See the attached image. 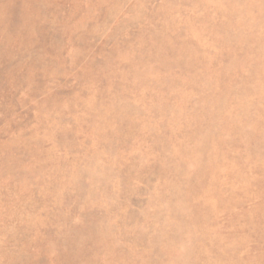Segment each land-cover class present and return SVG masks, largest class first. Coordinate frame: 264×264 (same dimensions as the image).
I'll list each match as a JSON object with an SVG mask.
<instances>
[{
  "label": "rangeland",
  "instance_id": "rangeland-1",
  "mask_svg": "<svg viewBox=\"0 0 264 264\" xmlns=\"http://www.w3.org/2000/svg\"><path fill=\"white\" fill-rule=\"evenodd\" d=\"M0 264H264V0H0Z\"/></svg>",
  "mask_w": 264,
  "mask_h": 264
}]
</instances>
